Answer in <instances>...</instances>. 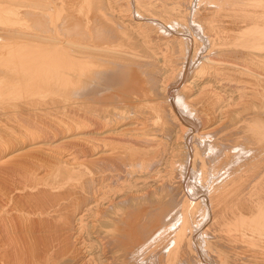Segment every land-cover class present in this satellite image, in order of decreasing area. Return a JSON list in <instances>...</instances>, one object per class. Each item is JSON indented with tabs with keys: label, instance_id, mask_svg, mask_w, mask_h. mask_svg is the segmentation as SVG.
Here are the masks:
<instances>
[{
	"label": "bare ground",
	"instance_id": "1",
	"mask_svg": "<svg viewBox=\"0 0 264 264\" xmlns=\"http://www.w3.org/2000/svg\"><path fill=\"white\" fill-rule=\"evenodd\" d=\"M0 264H264V0H0Z\"/></svg>",
	"mask_w": 264,
	"mask_h": 264
},
{
	"label": "rangeland",
	"instance_id": "2",
	"mask_svg": "<svg viewBox=\"0 0 264 264\" xmlns=\"http://www.w3.org/2000/svg\"><path fill=\"white\" fill-rule=\"evenodd\" d=\"M98 215H96L92 220L91 218L88 220V226L85 230H83L82 235L86 241L97 242L96 234L98 232ZM94 229L97 230L96 234H94Z\"/></svg>",
	"mask_w": 264,
	"mask_h": 264
}]
</instances>
